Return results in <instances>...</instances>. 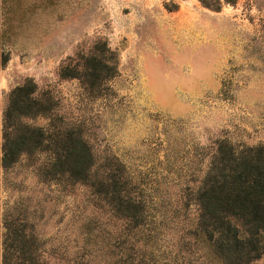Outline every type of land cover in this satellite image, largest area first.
Here are the masks:
<instances>
[{"label": "rangeland", "instance_id": "1", "mask_svg": "<svg viewBox=\"0 0 264 264\" xmlns=\"http://www.w3.org/2000/svg\"><path fill=\"white\" fill-rule=\"evenodd\" d=\"M6 5L0 9V51L9 56L0 67V264L7 212L35 223L50 264H67L48 255L49 243L76 224L87 192L83 185L69 191L41 181L36 167L45 152L2 166L3 110L11 89L28 78L39 96H50L58 124L80 125L100 160L126 164L152 197L151 212L163 220L169 242L186 210L194 212L193 204L184 206L185 188H195L206 169V146L218 139L264 144V0H220L219 8L200 0ZM99 41L113 50L112 76L89 89L60 75L61 64L82 61ZM27 120L49 122L44 115ZM252 264H264V254Z\"/></svg>", "mask_w": 264, "mask_h": 264}, {"label": "trees", "instance_id": "2", "mask_svg": "<svg viewBox=\"0 0 264 264\" xmlns=\"http://www.w3.org/2000/svg\"><path fill=\"white\" fill-rule=\"evenodd\" d=\"M200 1L220 6V0ZM2 4L10 8V0H0V9ZM8 57L0 51V67ZM82 58L61 64L60 75L97 89L115 73L113 50L105 41ZM36 89L28 78L9 93L2 118V166L23 154L45 152L36 167L41 181L87 189L82 207L75 209L76 224L70 223L64 238L50 240L48 255L67 264H252L264 254V144L218 139L206 146V169L195 188H185L184 206L193 204L194 212L189 216L186 210L169 242L163 238V220L151 212L152 197L126 164L110 156L100 160L80 125L58 124L62 118L50 113V96H39ZM36 115L47 116V125L27 120ZM10 213L4 219L2 264H50L43 256L46 240L35 223L22 219L20 212L15 217Z\"/></svg>", "mask_w": 264, "mask_h": 264}]
</instances>
